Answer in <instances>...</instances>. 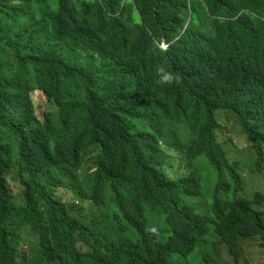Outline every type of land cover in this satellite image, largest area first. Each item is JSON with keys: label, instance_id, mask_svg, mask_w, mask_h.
<instances>
[{"label": "trees", "instance_id": "trees-1", "mask_svg": "<svg viewBox=\"0 0 264 264\" xmlns=\"http://www.w3.org/2000/svg\"><path fill=\"white\" fill-rule=\"evenodd\" d=\"M163 42L168 50L160 48ZM55 78L70 81L56 108L75 113L65 125L57 113L50 116L43 141L46 149L60 146L55 153H63L70 167L79 165L80 173L90 163L116 170L115 147L105 152L81 133L92 124L99 131L113 128L122 118L129 140L121 143L132 144L128 102L139 114L132 117L144 126L155 115L157 121H193L198 138L208 141L219 128L216 112L232 110L257 164H264V0H0V91H11L1 93L0 105L26 93L28 81L40 86ZM213 81L235 82L222 93ZM139 86L154 88L152 97L138 92ZM163 95L167 105H161ZM172 101L194 104V112H180ZM216 145L209 157L218 173L209 214L199 215L195 205L182 202L183 196H205L202 165L188 149L147 194L137 199L111 194L116 210L93 221L100 226L80 237L79 247L73 227L81 224L67 220L56 256L29 254L28 264H191L211 230L236 264H249L240 244L257 239L264 249V213L254 212L249 199L228 197L230 181L236 193L241 190L240 177ZM3 181L0 172V186ZM263 201L257 192L254 203ZM15 254L8 252L0 264H15ZM195 264L219 260L206 251Z\"/></svg>", "mask_w": 264, "mask_h": 264}, {"label": "clouds", "instance_id": "clouds-1", "mask_svg": "<svg viewBox=\"0 0 264 264\" xmlns=\"http://www.w3.org/2000/svg\"><path fill=\"white\" fill-rule=\"evenodd\" d=\"M160 48L168 50L169 45L163 42ZM112 82L104 81L107 84ZM213 82L216 90L227 93L235 81ZM166 83L173 85L177 82ZM36 84L28 81L26 93L12 97L4 105H0V172L4 176L0 186V262L8 252L12 258L14 250L15 264H28L29 254L56 256L58 244L64 242L61 229L63 225H67V220L81 224L73 227L76 229L74 236L78 239L79 247L83 244L80 237H90L100 226L99 223L93 226V221L98 222L100 216L110 215L116 210L111 194L117 192L121 197L132 199L147 194L156 182L166 178L188 149L196 151L202 172L206 169L204 164H208L209 170L217 174L218 180V173L209 160L213 148L218 144L237 172L236 166L228 157L222 133L227 128L222 123L226 124L229 114L238 118L232 110L216 112L219 128L215 129V139L208 141L198 138L193 121L191 124L187 121L180 124L171 118L157 121L155 115L144 126L132 117L139 114L135 113L132 104L128 102L125 105L130 117L126 118L130 121L133 119L135 127L126 133L134 135L132 144L124 146L121 143L122 140H129L122 134V118L117 120L113 128L99 131L92 124L81 133L89 141L91 138L92 142L97 141V145L105 152L115 147L113 155L120 159L116 170H99L100 166L90 163L80 173L79 165L70 167L69 162H64L67 157L63 153H55L60 146L46 149L43 141L50 116L57 113L59 120L65 125L70 115L75 113L62 112L55 106L58 99L69 91L70 81L55 78L40 86L39 83ZM117 84L126 85L123 81H117ZM86 88L89 89L90 86ZM136 89L143 96L149 97L155 91L154 88L144 90L146 88L143 86ZM1 93L11 94V91L4 90L0 91V95ZM163 102L167 105L164 95L161 105ZM171 106L178 107L183 113H193L195 109L194 104L188 106L177 101H172ZM240 127L242 128V124ZM114 136L117 137L114 139ZM120 147L126 150H121ZM263 166L264 164H257L258 169ZM200 178L202 180V174ZM185 197L193 196H183V204H188ZM85 223L87 224L82 226Z\"/></svg>", "mask_w": 264, "mask_h": 264}, {"label": "rangeland", "instance_id": "rangeland-1", "mask_svg": "<svg viewBox=\"0 0 264 264\" xmlns=\"http://www.w3.org/2000/svg\"><path fill=\"white\" fill-rule=\"evenodd\" d=\"M223 127L226 125L222 133L224 136L225 148L228 150V157L230 161L236 166L237 172L241 178L239 186L241 190L237 193L234 191L237 184L231 182L232 190L228 197L231 201L235 197H243L252 201V209L254 212L264 213V201L261 203H254L255 194L257 192L264 194V166L261 169L257 168V155L246 137L241 133L240 120L234 115H228L226 124L222 123ZM223 141V140H221ZM205 171L202 172V192L205 196L199 197H185L188 204H193L196 207V213L199 215L209 214L210 204L213 200L214 190L217 185V174L209 170L208 164H204ZM207 170H209L207 172ZM223 199L227 198L226 194H221ZM264 219V215H263ZM132 239L135 238L133 234ZM242 260L249 264H264V249L258 245L257 239H248L241 241ZM213 251L217 254L219 264H236L232 255L229 253L228 245L219 240L211 230L204 241L199 242L196 252L191 256V264H195L201 260L204 252ZM178 258V256H175Z\"/></svg>", "mask_w": 264, "mask_h": 264}]
</instances>
